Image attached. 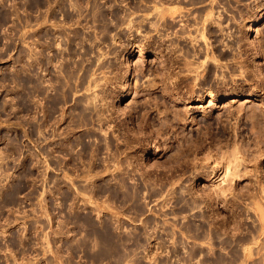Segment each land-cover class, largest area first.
Listing matches in <instances>:
<instances>
[{"label": "rangeland", "instance_id": "374dc122", "mask_svg": "<svg viewBox=\"0 0 264 264\" xmlns=\"http://www.w3.org/2000/svg\"><path fill=\"white\" fill-rule=\"evenodd\" d=\"M134 1L0 0V264H264V0Z\"/></svg>", "mask_w": 264, "mask_h": 264}, {"label": "flooded vegetation", "instance_id": "af4514ba", "mask_svg": "<svg viewBox=\"0 0 264 264\" xmlns=\"http://www.w3.org/2000/svg\"><path fill=\"white\" fill-rule=\"evenodd\" d=\"M148 1H149V2H148ZM148 1H147V0H141V1L138 2V3H136V2L134 1V4H135V5H134V7H133L132 9L135 10V11H137V10H138V11H141V10H147V8H148L149 6H151V7L154 6L153 2H155V1H159V0H153V1H152V0H148ZM162 1H164V0H162ZM162 1H161V2H162ZM166 1H170V2L175 1V2L178 3L180 0H166ZM203 1H205V0H201V3H202ZM219 1H220V6L222 5L221 7H223V6H224V7H227V4L225 3V0H219ZM253 1H255V0H253ZM255 3H256V2H255ZM136 4H138V6H136ZM190 4L194 6V4H195V0H190ZM159 5L161 6V3H157V5L154 7V9H155L156 7H158ZM190 9L193 10L194 7L192 8V6H190ZM242 10H243V9H240L241 12H238V11H237V12L239 13V17H242V16H240V15L242 14ZM259 11H264V3H262V7L259 8ZM199 13L202 14V15L204 14V13H203V10H202V11H199ZM191 14H193V15L195 16L196 13L191 12ZM241 19H242V18H241ZM240 22H241V20H240ZM182 25H183V24H182ZM220 32H221V31H220ZM177 36H178V35H177ZM178 38H180V37L178 36ZM220 42H221V41L218 40V43H220ZM236 47H238V44H236ZM255 236H256V238H258L259 235L256 234ZM263 237H264V236H262V238H263ZM225 238H226V237H220V239H218V240H216V241L219 242V243H221V246H222V245H223V242H225ZM236 245H238V244L236 243ZM221 246H220L221 251H219V252H220V255H226L227 252H228V251L226 250V246H227V245H224V248H222ZM223 249H224V250H223ZM222 250H223V251H222ZM263 250H264V249H263ZM222 257H224V256H222ZM226 257H227V256H226ZM226 257H225V258H226ZM258 259H259V258H258ZM223 264H228V260H227V259H224V260H223Z\"/></svg>", "mask_w": 264, "mask_h": 264}, {"label": "bare ground", "instance_id": "6f19581e", "mask_svg": "<svg viewBox=\"0 0 264 264\" xmlns=\"http://www.w3.org/2000/svg\"><path fill=\"white\" fill-rule=\"evenodd\" d=\"M147 1H148V0H147ZM152 1H153V0H152ZM148 2H149V1H148ZM163 13H164V12H162V14H163ZM96 15H97V14H96ZM103 18H104V17H103ZM121 19H122V18H121ZM104 20H105V19H104ZM118 21H119V20H118ZM124 21H126V20H124ZM103 22H104V21H103ZM120 22H123V21H120ZM256 22H257V20H253V21L250 22L251 25H250V28H249V32L253 29V25H255ZM103 24H104V23H103ZM105 24H106V23H105ZM104 26H105V25H104ZM108 26H109V25H108ZM260 48H261V47H260ZM260 50L262 51V49H260ZM261 51H260V52H261ZM142 52H143V50H142ZM263 53H264V52H263ZM260 54H261V53H259V55H260ZM257 55H258V54H257ZM263 55H264V54H263ZM263 55H262V56H263ZM263 58H264V56H263ZM212 61L216 62V58L213 57V58H212ZM189 63H191V62H189ZM187 64H188V63H187ZM189 65H190V64H189ZM187 66H188V65H187ZM190 66H192V65H190ZM185 68H186V67H185ZM189 69H191V68H189ZM189 69H188V70H189ZM192 69H193V68H192ZM195 71H196V70H195ZM258 71H259V70H258ZM192 72H193V71H192ZM259 73H260V71H259ZM260 75H261V74H260ZM188 102H189V101H188ZM254 113H255V112H254ZM261 114H262V113H261ZM253 115H254V114H253ZM253 115H252V116H253ZM253 117H254V116H253ZM253 119H254V118H253ZM259 119H260V118H259ZM258 121H259V120H258ZM259 122H261V121H259ZM254 123H255V122H254ZM257 124H258V123H257ZM255 125H256V124H255ZM259 128H260V127H259ZM261 128H262V127H261ZM262 129H263V128H262ZM235 131H236V130H235ZM257 131H258V130H257ZM263 133H264V132H263ZM262 135H263V134H262ZM259 136H260V135H259ZM134 139H136V138L133 137V141H136V140H137V139H136V140H134ZM195 142H196V141H195ZM198 145H199V144H198ZM194 147H195V146H194ZM196 147H197V146H196ZM201 147H202V146H201ZM197 150H198V149H197ZM235 150H236V149H235ZM237 151H238V150H237ZM232 156H233V155H232ZM232 158H235V157H232ZM220 159H221V158H220ZM222 159H223V158H222ZM230 159H231V158H230ZM237 159H238V158H237ZM254 159H255V158H254ZM256 159H257V157H256ZM258 159H259V158H258ZM205 160H206V159H205ZM208 160H209V158H208ZM218 161H219V160H218ZM233 161H234V163L237 162V161L235 162L234 159H233ZM233 161H232V162H233ZM238 161H239V159H238ZM208 162L210 163V161H208ZM260 162H261V161H260ZM183 163H184V162H183ZM203 163H204V162H203ZM216 163H217V162H216ZM234 163H233V164H234ZM240 163H241V162H240ZM256 163L258 164V162H256ZM189 164H190V163H189ZM193 164H194V163H193ZM229 164H230V163H229ZM257 164H256V165H257ZM199 165H200V164H199ZM204 165H205V164H204ZM238 165H239V164H238ZM192 166H194V165H192ZM197 166H198V165H197ZM205 166H206V165H205ZM212 166H214V165H212ZM230 166H231V164H230ZM184 167L186 168V166H184ZM195 167H196V166H195ZM202 167H203V166H202ZM206 167H207V166H206ZM236 167L238 168V166H236ZM236 167H235V169H237ZM242 167H243V166H242ZM182 168H183V167H182ZM199 168H200V167H199ZM210 168H211V167H210ZM214 168H216V166H215ZM217 168L219 169V166H218ZM222 168H223V167H222ZM229 168H230V167H227V168H226V175H228ZM233 168H234V166H233ZM196 169H197V168H196ZM203 169H204V167H203ZM207 169H208V168H207ZM207 169H206V170H207ZM212 169H213V168H212ZM235 169H234V171H233V174H234V172H235V174H236V171H239L240 168H238V170H235ZM181 170H182V169H181ZM201 170H202V169H201ZM177 171H178V170H177ZM218 171H219V170H217V169H213V171L211 172V173H212L211 177H208V178H210V179H208L210 182H212V181H213V182H214V181L216 182L217 180L220 179V177L222 176V174H224V172H223V173H221L220 176H219ZM204 172H205V171H204ZM242 172H243V171H242ZM208 173H209V172H208ZM211 173H210V174H211ZM219 173H220V172H219ZM205 174H206V173H204V175H205ZM166 175H167V174H166ZM209 176H210V175H209ZM231 176H232V175H231ZM241 176H243V175H241ZM245 176H246V175H245ZM245 176H244V177H245ZM164 177H165V176H164ZM171 177H172V174H171ZM224 177H226V176H224ZM233 177H234V175H233ZM236 177H238V179H242V177H239L238 174L236 175ZM263 177H264V176H263ZM234 178H235V177H234ZM234 178H233V179H234ZM227 180H228V179H227ZM225 181H226V180H225ZM228 182H229V181H228ZM263 182H264V181H263ZM225 184H226V183H225ZM228 185H229V184H228ZM226 186H227V185H226ZM227 187H228V186H227ZM229 188H230V187H229ZM223 189H224V188H223ZM225 190L227 191V189H225ZM225 190H224V192H225ZM228 190H229V189H228ZM222 192H223V191H222ZM224 192H223V195L225 194ZM220 193H221V192H220ZM219 196H220V195H219ZM221 197H222V196H221ZM191 202H193V201H191ZM191 202H190V204L187 203V205H188V206H189V205L192 206V204L194 205V203H196V202H194V203H191ZM194 207H195V205H194ZM194 207H193V208H194ZM189 208L191 209V207H189ZM193 208H192V209H193ZM195 208H196V207H195ZM110 236H111V235H110ZM110 236H109V237H110ZM105 239H106V238H105ZM109 241H111V239H109ZM112 245H113V244H112ZM248 251H249V253H250V250H249V249H248Z\"/></svg>", "mask_w": 264, "mask_h": 264}]
</instances>
